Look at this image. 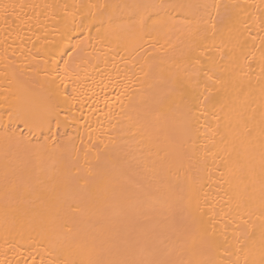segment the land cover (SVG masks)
Segmentation results:
<instances>
[{
  "label": "bare ground",
  "instance_id": "1",
  "mask_svg": "<svg viewBox=\"0 0 264 264\" xmlns=\"http://www.w3.org/2000/svg\"><path fill=\"white\" fill-rule=\"evenodd\" d=\"M0 264H264V0H0Z\"/></svg>",
  "mask_w": 264,
  "mask_h": 264
},
{
  "label": "rangeland",
  "instance_id": "2",
  "mask_svg": "<svg viewBox=\"0 0 264 264\" xmlns=\"http://www.w3.org/2000/svg\"><path fill=\"white\" fill-rule=\"evenodd\" d=\"M139 181H140L139 186L142 187L145 191L148 190V182H147V180L146 179H144V180L141 179ZM168 243L169 242H168V240L166 241V239H165V241H163V244L164 245H166ZM170 251H175V248L174 247H170L169 251H167V250L164 249L161 252H159V254L158 253L157 254L155 253L156 262H158L157 261L158 257L164 256L167 252H170Z\"/></svg>",
  "mask_w": 264,
  "mask_h": 264
}]
</instances>
